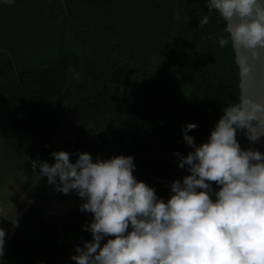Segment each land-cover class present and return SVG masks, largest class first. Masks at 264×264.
<instances>
[{
  "label": "trees",
  "instance_id": "trees-1",
  "mask_svg": "<svg viewBox=\"0 0 264 264\" xmlns=\"http://www.w3.org/2000/svg\"><path fill=\"white\" fill-rule=\"evenodd\" d=\"M64 4H0V264H75V246L91 240L83 201L54 208L73 191H55L30 161L132 156L135 178L167 200L188 174L173 155L192 151L182 128L195 123L188 135L207 142L239 97L231 43L219 45L225 23L208 0Z\"/></svg>",
  "mask_w": 264,
  "mask_h": 264
},
{
  "label": "clouds",
  "instance_id": "clouds-1",
  "mask_svg": "<svg viewBox=\"0 0 264 264\" xmlns=\"http://www.w3.org/2000/svg\"><path fill=\"white\" fill-rule=\"evenodd\" d=\"M207 7L225 23L219 45L231 43L239 97L221 110L207 142L197 146L188 135L195 123L182 128L192 151L173 155L188 174L170 183L167 200L135 178L132 156L56 151L52 163L30 161L92 215L91 240L75 246V264H264V152L237 140L238 132L253 145L264 137V0H208ZM5 238L0 228V256Z\"/></svg>",
  "mask_w": 264,
  "mask_h": 264
},
{
  "label": "water",
  "instance_id": "water-1",
  "mask_svg": "<svg viewBox=\"0 0 264 264\" xmlns=\"http://www.w3.org/2000/svg\"><path fill=\"white\" fill-rule=\"evenodd\" d=\"M63 1V6H64V9H66V6L64 4V0ZM1 3H13V0H0V4ZM256 89H253V91H255ZM237 140L239 141L240 145H241V148L242 149H246L248 147H253L255 148L256 150H259L261 152H264V137L261 138V140L256 143V144H250V142L245 138V136L241 133V132H238L237 133ZM21 215V212H19L18 216ZM14 226L12 227V231L14 230Z\"/></svg>",
  "mask_w": 264,
  "mask_h": 264
},
{
  "label": "rangeland",
  "instance_id": "rangeland-1",
  "mask_svg": "<svg viewBox=\"0 0 264 264\" xmlns=\"http://www.w3.org/2000/svg\"><path fill=\"white\" fill-rule=\"evenodd\" d=\"M76 200H81L77 195L76 193L73 191L72 194H70L67 199H65L64 201L60 202V203H57L54 205V208L56 209H67L71 206H73V204L75 203ZM51 211L49 210V213Z\"/></svg>",
  "mask_w": 264,
  "mask_h": 264
}]
</instances>
